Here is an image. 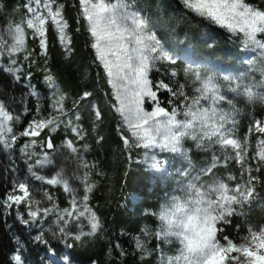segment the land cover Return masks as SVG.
Masks as SVG:
<instances>
[{
  "label": "snow or ice",
  "instance_id": "snow-or-ice-1",
  "mask_svg": "<svg viewBox=\"0 0 264 264\" xmlns=\"http://www.w3.org/2000/svg\"><path fill=\"white\" fill-rule=\"evenodd\" d=\"M181 2L195 16L226 29L245 50L255 53L242 61L245 71L221 77L203 64L179 67L172 45L185 41L176 36L175 27L169 24L171 18L162 10L153 16L137 0H78L76 31L83 20L91 37L94 62L111 85L114 99L108 107L119 116L117 131L128 158L132 159L133 149H143L140 163L146 169L154 175L174 174L177 178L176 189L158 213L159 229L152 232L145 228L142 237L133 238L134 249L139 250L140 261L157 253L156 264H264V222L252 223L249 217L257 201L264 204V114L255 115L257 106L264 107V8L247 0ZM64 8L58 0H24L16 8L17 12L23 10L20 19L0 30V72L11 78L13 86L25 89L18 101L10 94L7 102L0 99V149L10 161L5 172L13 173L0 195V219L6 224L15 211L28 237L22 240L13 235V251L0 264H29L25 254L29 245L46 248L48 257H40L41 264H76L70 252L56 259L52 241L72 250L104 235L102 220L90 203L98 186L92 179L93 169L98 177L104 172L86 158L89 144L80 115L81 102L95 98V93L84 90L66 106L65 94L47 66L49 24L65 54L73 52ZM27 30L38 42L39 52L28 46ZM159 31L168 36H159ZM214 46V41L207 42L208 48ZM40 58L48 89L47 110L42 92L32 83V69ZM161 69L162 78L153 81L150 73ZM181 74L186 83L175 79ZM163 76L169 77L167 82ZM186 86L191 87V94L185 91ZM161 92L169 94L166 102ZM238 97L249 107L242 137L238 134L242 113L235 103ZM29 98L35 100L32 108ZM14 102L20 104L21 113L10 108ZM91 108L94 125L102 123L101 107L92 103ZM22 116L28 117L26 122ZM21 123L22 130L16 127ZM58 130L62 132L59 144L54 141ZM102 141L98 136L97 143ZM193 148L208 154L202 164L194 163ZM17 150L29 176L17 174ZM175 159L180 166L170 171ZM57 167L50 177L39 171ZM66 167L70 171L66 172ZM30 179L62 187L67 206L59 207L49 188H37ZM22 205L24 214L19 211ZM234 217L239 222L234 224ZM228 227L235 235L225 234ZM153 236L157 245L149 248ZM161 244L176 247L166 250ZM113 249L121 259L126 255L119 240L109 242V254ZM89 264L99 262L89 258Z\"/></svg>",
  "mask_w": 264,
  "mask_h": 264
},
{
  "label": "trees",
  "instance_id": "trees-1",
  "mask_svg": "<svg viewBox=\"0 0 264 264\" xmlns=\"http://www.w3.org/2000/svg\"><path fill=\"white\" fill-rule=\"evenodd\" d=\"M22 2L23 0H0V23L9 25L14 20H19L23 13L17 18L12 14L16 13L17 6L22 5ZM58 2L65 4L64 15L71 26L68 30V35L72 40L71 47L73 52L70 55L65 54L55 28L49 24L47 66L57 79L61 90L67 96L66 106L70 105L72 100L77 99L84 90H88L95 93V98H89L88 104L89 102H96L104 113L103 122L97 125H94L91 116L90 118H81L87 130V142L89 144L86 158L90 162H96L99 169L104 172V176L98 177L95 175L96 169H93L92 179L96 180L98 186L90 198V203L94 205V210L97 211L102 220L104 235H97L86 246L72 249L70 253L76 264H89V258H95L99 264H152L153 258L151 256L140 261V252L134 249L133 238L136 236L142 237L145 228L152 232L158 230L157 218L154 214H157L158 207L167 188L163 187L156 174L154 175L152 171L146 169L140 163L144 156L143 149H133L131 153L132 159L128 158L117 131L119 116L112 111L113 115L111 118L103 107V97L107 103L114 99L111 96L112 89L111 85L107 84L103 69L94 62L95 53L90 46L91 37L84 27L83 20L80 21L81 27L79 31H76L75 17L79 9L78 0H58ZM247 2L264 8V0H247ZM176 10L177 12L175 13L180 14L183 20L181 27L190 29L196 38H202L203 40L215 38L220 46H224L226 44V35L232 36L226 29H222L207 20L203 19L201 23L194 21L191 12L184 15L183 10ZM27 31L29 34L28 46L39 52L38 42L30 38L31 30ZM87 65L92 68L89 77L84 75ZM43 67V58H40L37 65L32 69L34 73L32 83L38 86L46 100L48 99V90L45 88L42 79ZM151 78L155 81L160 78V75L155 72ZM17 88L18 86L11 84L9 76L0 72L1 99L6 100L4 97L8 98L9 94L16 98L15 92ZM102 93H107V95H101ZM160 97L166 102L169 99V94L161 92ZM16 100L18 101L19 97ZM81 103L83 104V102ZM91 106L89 107L91 108ZM48 108L49 102L47 101L45 110ZM82 113L85 112L83 111ZM256 113L259 117L264 114V110H257ZM23 126L24 124L22 123L18 129L22 130ZM98 136L103 137V141L100 143H97ZM61 138L62 132L58 130L54 134L55 143L59 144ZM3 157L0 151V160ZM168 187L170 188V186ZM2 191L3 183L0 180V195H3ZM60 203H63V201L61 200ZM145 211L148 212L145 213ZM249 217L252 223L264 222V206L253 207ZM233 222L234 224L239 222V218L234 219ZM4 223L3 219H0V261H6L14 248L12 236L7 231ZM241 232H243V228ZM225 234L235 235L232 227L226 228ZM116 240L122 243L126 252L122 259L116 254L115 249H113L111 254L108 251L109 242ZM156 245L157 240L153 236L150 247L155 248ZM153 255L156 256L157 253L153 252Z\"/></svg>",
  "mask_w": 264,
  "mask_h": 264
},
{
  "label": "rangeland",
  "instance_id": "rangeland-1",
  "mask_svg": "<svg viewBox=\"0 0 264 264\" xmlns=\"http://www.w3.org/2000/svg\"><path fill=\"white\" fill-rule=\"evenodd\" d=\"M23 2H24V0H23ZM23 2H22V4H23ZM137 3L139 6L144 7L153 16L158 14V10H162V13L166 18H171L169 20V24L175 27L176 36L185 41L184 44H173L172 45V51H173L174 55L177 57L179 67L186 66L188 63H192L194 65L195 64H203L204 66L208 67L212 73H214L217 76L222 77L223 75H226V74L237 75V74L245 71V69L247 68V66L244 65L242 63V61L244 59L250 58L251 56L255 55V53L252 52L251 50H245L242 47V45L240 44L239 40L233 36L226 35V37H225L226 44L224 46H222V45L220 46L215 38H211V39L208 38V39H204V40L202 38H196L193 35V33H191L190 29L182 28L181 22L183 20L180 17V14L175 13V12H177L176 9L183 10L184 15L189 14L190 11H188L187 9L184 8L181 0H179V1H177V0H137ZM15 12L16 13H13L12 15H14L17 18L23 13V10L21 9L20 12H17V11H15ZM191 14H193V13H191ZM193 19H194V21L200 22V23L202 22L201 20H203L202 18L195 16L194 14H193ZM14 21H18V20H14ZM7 26L8 25L5 23H0V30L6 28ZM158 35L162 36V37H167L168 33L165 31H159ZM208 41H214L215 46L213 48H208L207 47ZM165 66L167 67V65H165ZM91 72H92L91 66L87 65L86 69L84 71V75L86 77H89L91 75ZM155 72H157L160 75V78H162L163 69H161L160 71L154 70L153 72H151L150 78H151L152 74ZM179 76L175 79H177L181 83H186L183 75L181 74ZM257 76H258V74H257ZM163 78H166L165 79L166 82L169 79V77H167V76H163ZM24 91H25V89L18 86V88L16 89V92H15L16 98L17 97L20 98V96L22 95V93ZM185 91L188 92L189 94H191V87L186 86ZM65 97L67 100L66 95H65ZM4 98H6V100L5 99L4 100L7 102L8 98L7 97H4ZM230 98H231V95H230ZM66 100H65V104H66ZM102 100H103L104 109L106 110V112H108L109 116H111V118H112L113 114H112V111L108 107V103H107L106 99L103 97ZM47 101H48V99H46V100L44 99V101H43L44 109H45V106L47 104ZM82 102H83V104L84 103L85 104L83 105L82 108H80L81 118H85V117L90 118L92 111H91V108L89 106L92 105V102H89V104L87 101H82ZM235 103H236L238 108L242 109L241 116L239 117L240 123L238 125V134L242 137L243 134L247 130V123L249 120V115H248L249 107L246 106V102L244 101V99L242 97H238L236 99ZM34 104H35V100L33 98H29L28 106L31 108V106H34ZM98 106H99V104H98ZM146 106H148V105H146ZM10 108L14 109L16 113L22 112V108H21L19 103L14 102L12 105H10ZM257 110H264V107H260V106L256 107L255 115L258 117V115L256 113ZM83 111L85 113H82ZM27 119H28V117L22 116V120L24 122H26ZM21 125H22V123L19 125H16V127L20 128ZM42 135H43V133H42ZM22 143H23V139H21V141L18 142L17 149L19 148L20 144H22ZM186 144H187V146L192 147L191 141H187ZM0 151L2 152V154L4 156L2 158V160H0V180L3 183L2 193H4L6 187L9 186L10 181L13 178V173L11 171H8L7 173H5V169L7 167H9L10 161L8 160L7 154L2 149H0ZM86 154L87 153H85V155ZM14 155L17 158L16 159V164L18 165L17 174L21 177L29 176V173L27 172L26 165L19 159V156H20L19 151L18 150L15 151ZM162 155L169 156L170 154L164 153ZM191 156L193 158L194 163L199 165V164H202L204 162V159L208 156V154L197 151L193 148V150L191 152ZM58 163H59V161H58ZM179 166H180V161L178 159H175L172 162V164L170 165V171H172V169H174L175 167H179ZM58 170L59 169L57 167V168H45V169L39 170V171H41L42 175L50 177L51 175H54L55 171H58ZM65 170H66V172L70 171V169L67 167ZM220 172H224V169H220ZM156 175L158 176L159 181H161L163 187L167 188L166 193H165V195L161 201V204L158 207L157 214H154V216H156V218H157V224H158L157 226L159 229L160 221L158 219V213L161 209V206L169 200L171 194L176 189V179L177 178L175 177L174 174H172V175H158V174H156ZM8 178H9V180H7ZM30 182L32 184H34L37 188H40V187L49 188L50 192L54 193L55 196L57 197V203H58L59 207L63 208V207L67 206V194L63 191L62 187L41 185L39 181H35V180H31V179H30ZM73 184L75 186L79 187L78 182L73 181ZM168 186H170V188ZM61 200L63 201V203H60ZM258 206L262 207V206H264V204H261L260 201H257L256 204L254 205V207L257 208ZM19 211L22 214L25 213L26 210H25L23 205L20 207ZM147 212L148 211H145V213H147ZM25 218H27L26 215H25ZM51 219H52L51 216L48 217V220H51ZM234 219L236 220L237 218L234 217L233 220ZM48 220H46L45 223H47ZM8 225H11V229L8 228ZM5 227L7 228V231H9V233L12 237H13V235H19L22 240H26L28 238L24 227L21 225L20 221L16 217L15 211H13L12 214L7 217V223L5 224ZM33 231H35V230H33ZM152 240H153V237L151 238L150 242ZM150 242L148 244L149 248H151ZM52 246L57 249L56 259H59V257L63 253L70 252L69 249L64 248L59 242L52 241ZM161 246L165 247L166 250L167 249H174L176 247L175 244L170 245V246L161 244ZM25 254H26L27 260L29 261V264H41L40 257H42V256L45 258L48 257V253H47L46 248H44L41 245H35V246L29 245V247L27 249H25ZM151 257L153 258L152 264H156L158 254L156 256H154L152 254ZM34 258H36V259H34Z\"/></svg>",
  "mask_w": 264,
  "mask_h": 264
}]
</instances>
